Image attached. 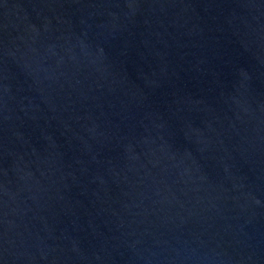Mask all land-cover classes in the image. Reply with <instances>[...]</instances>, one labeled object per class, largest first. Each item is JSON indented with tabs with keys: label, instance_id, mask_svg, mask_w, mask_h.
Instances as JSON below:
<instances>
[{
	"label": "water",
	"instance_id": "water-1",
	"mask_svg": "<svg viewBox=\"0 0 264 264\" xmlns=\"http://www.w3.org/2000/svg\"><path fill=\"white\" fill-rule=\"evenodd\" d=\"M0 264H264V0H0Z\"/></svg>",
	"mask_w": 264,
	"mask_h": 264
}]
</instances>
